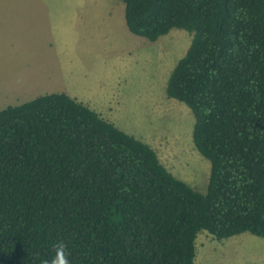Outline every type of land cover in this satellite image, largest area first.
<instances>
[{
    "label": "trees",
    "instance_id": "16d2710c",
    "mask_svg": "<svg viewBox=\"0 0 264 264\" xmlns=\"http://www.w3.org/2000/svg\"><path fill=\"white\" fill-rule=\"evenodd\" d=\"M128 30L191 34L165 93L194 115L205 192L63 92L0 108V264H194L199 232L264 237V0H122Z\"/></svg>",
    "mask_w": 264,
    "mask_h": 264
},
{
    "label": "rangeland",
    "instance_id": "374dc122",
    "mask_svg": "<svg viewBox=\"0 0 264 264\" xmlns=\"http://www.w3.org/2000/svg\"><path fill=\"white\" fill-rule=\"evenodd\" d=\"M190 40L179 28L155 41L130 33L122 0H0V108L63 92L203 193L210 162L194 145V115L165 93ZM195 248L194 264H264V237L250 232L218 240L201 231Z\"/></svg>",
    "mask_w": 264,
    "mask_h": 264
},
{
    "label": "clouds",
    "instance_id": "9594fccd",
    "mask_svg": "<svg viewBox=\"0 0 264 264\" xmlns=\"http://www.w3.org/2000/svg\"><path fill=\"white\" fill-rule=\"evenodd\" d=\"M57 256L53 260L52 264H68L67 258L64 255L63 245H58Z\"/></svg>",
    "mask_w": 264,
    "mask_h": 264
},
{
    "label": "crops",
    "instance_id": "0c3cea01",
    "mask_svg": "<svg viewBox=\"0 0 264 264\" xmlns=\"http://www.w3.org/2000/svg\"><path fill=\"white\" fill-rule=\"evenodd\" d=\"M112 3V2H111ZM112 5V4H111ZM112 6H114V5H112ZM126 24V23H125ZM128 29V28H127ZM131 33V32H130ZM75 99V98H74ZM76 100H78V99H76ZM78 101H80V100H78ZM83 103V102H82Z\"/></svg>",
    "mask_w": 264,
    "mask_h": 264
}]
</instances>
